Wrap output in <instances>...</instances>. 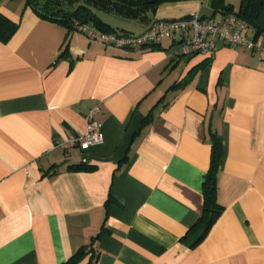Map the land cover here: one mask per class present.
Here are the masks:
<instances>
[{"label": "crops", "instance_id": "0c3cea01", "mask_svg": "<svg viewBox=\"0 0 264 264\" xmlns=\"http://www.w3.org/2000/svg\"><path fill=\"white\" fill-rule=\"evenodd\" d=\"M242 8L178 0L137 19L108 13L132 24L96 12L138 36L156 21L220 23ZM0 11L20 24L0 42V264H64L84 246L93 251L79 264H264V5L257 27L239 18L261 51L215 39L208 55H182L180 36L154 50L68 36L25 0H0ZM94 108L104 143L57 148ZM215 138L224 211L192 248ZM83 159L94 170L70 169Z\"/></svg>", "mask_w": 264, "mask_h": 264}, {"label": "trees", "instance_id": "16d2710c", "mask_svg": "<svg viewBox=\"0 0 264 264\" xmlns=\"http://www.w3.org/2000/svg\"><path fill=\"white\" fill-rule=\"evenodd\" d=\"M169 1L178 0H25V4L26 7L32 9L41 19L64 27L67 30L68 36H71L78 32L79 27L83 25H93L105 33H117L116 29L100 19L96 11L114 13L126 18L137 19L143 16L144 11L150 9L156 10L158 5ZM263 5L264 0H243L242 12L246 16V20L254 27H257V19ZM242 15L241 13H237L235 16L242 18L244 17ZM19 25V23L11 20L0 11V42L4 44L9 42L17 32ZM149 46L153 50L160 47L158 44ZM222 154L221 139L215 138L212 144L211 165L204 182L203 214L188 232L189 236L195 237L191 245L192 248L197 247L208 236L224 211V208L217 201V175ZM70 169L75 171H91L94 170V167L89 165L86 159H83L81 163L70 166ZM102 234L103 232L100 235ZM92 251L89 246H84L64 264H79Z\"/></svg>", "mask_w": 264, "mask_h": 264}, {"label": "built area", "instance_id": "2783aa9c", "mask_svg": "<svg viewBox=\"0 0 264 264\" xmlns=\"http://www.w3.org/2000/svg\"><path fill=\"white\" fill-rule=\"evenodd\" d=\"M249 25L230 14L216 23L203 19L200 13L189 18L174 21H156L149 30L138 36L119 33H105L93 25L80 26L78 32L85 34L90 41H99L106 46L121 49H140L152 44H159L164 39L180 36L183 40L181 53L183 55L212 54L218 50L215 39L230 47H244L253 52L261 51L262 45L253 38L246 36ZM98 108H94L86 115L85 131L77 135H69L66 139L58 140L56 147L63 151L77 148L81 153H87L92 148L104 143L101 126L94 116Z\"/></svg>", "mask_w": 264, "mask_h": 264}, {"label": "rangeland", "instance_id": "374dc122", "mask_svg": "<svg viewBox=\"0 0 264 264\" xmlns=\"http://www.w3.org/2000/svg\"><path fill=\"white\" fill-rule=\"evenodd\" d=\"M104 15H102V16H104L105 18H111L112 20H120V21H122V22H131L130 24H132V23H134V21H124L123 19H121L120 17H118V16H116V15H113V14H108V13H103ZM120 21H118V22H120ZM110 48H115V49H119V48H116V47H112V46H110Z\"/></svg>", "mask_w": 264, "mask_h": 264}]
</instances>
